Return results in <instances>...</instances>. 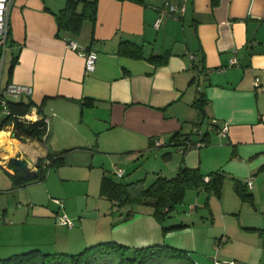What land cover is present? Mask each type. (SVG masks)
<instances>
[{
	"label": "crops",
	"instance_id": "1",
	"mask_svg": "<svg viewBox=\"0 0 264 264\" xmlns=\"http://www.w3.org/2000/svg\"><path fill=\"white\" fill-rule=\"evenodd\" d=\"M96 1L94 20L85 19L73 34L59 30L55 17L66 0H13L1 83L29 86V93L12 100L30 99L34 106L41 105L38 113L48 123L44 139L1 131L5 139L0 140V164L6 166L10 158L18 157L34 172L39 163H47L49 151L64 149V161L56 167L68 166L64 168L74 173L71 180H83L88 188L97 185L100 194L105 174L146 185L158 175L174 176L183 163L198 167L204 177L215 170L224 173L221 196L210 194L212 206L214 200L224 202L227 194L229 203L236 202L235 180L252 177L253 186L246 190L255 205L264 207V0H219L216 5L211 0ZM164 1L178 10L163 16L155 27V7ZM69 39L97 53L93 70H85L83 58L67 46ZM121 41L141 46L142 56L120 52ZM152 55L164 57L153 60ZM199 95L203 113L197 108ZM225 126L226 132L220 133ZM187 136L195 146L183 152L174 138ZM117 168L123 169L122 176L116 174ZM8 169L15 172L14 167ZM17 187L12 183V190ZM190 189L196 192L190 211L198 202L207 205L200 199L202 188ZM30 197L39 203L40 197ZM99 198L97 209L90 211L80 198L53 200L57 210L32 205L30 219L44 226L43 240L20 246L1 242L0 258L20 249L76 253L91 241L112 240L130 247L154 243L187 251L191 247L206 256L213 253L219 262L264 264V208L257 206L239 226H224L223 243L222 238L215 242L204 236L196 241L198 246L177 237L190 230L188 222L163 233L152 207L117 206L115 211L104 201L106 196ZM62 208L69 218H78V224L56 222ZM226 211L222 210L224 216Z\"/></svg>",
	"mask_w": 264,
	"mask_h": 264
},
{
	"label": "trees",
	"instance_id": "2",
	"mask_svg": "<svg viewBox=\"0 0 264 264\" xmlns=\"http://www.w3.org/2000/svg\"><path fill=\"white\" fill-rule=\"evenodd\" d=\"M144 3L145 0H132ZM219 0H211V5H216ZM96 0H66L64 6L55 13L58 29L76 34L79 32L81 25L85 19L95 18ZM81 9L78 10V6ZM119 51L132 57H141V46L131 41H121L119 43ZM164 55H152L149 58L155 60ZM17 58L12 61L9 71H12L13 65ZM197 108L201 113L204 112L203 99L199 95L196 100ZM85 104H90L84 102ZM35 105L34 101L28 100H11L9 102L10 114L0 121V128L5 123L12 120L11 114H24L31 106ZM38 111H41V105H38ZM47 124L43 119H38L31 123H21L15 121L14 131L16 136L21 138L42 139L47 135ZM177 134L174 135V137ZM174 138L175 145L183 146V152L195 146L188 136L179 139ZM204 137L202 138V140ZM63 150L58 152L49 151L46 155L47 163L42 166L40 163L34 172L29 170H19L15 168L13 174L8 173L14 186L28 184L34 181L44 180L46 171L51 166H59L63 163ZM168 158L169 154L165 153ZM182 161H184L182 159ZM10 167L14 166L12 158L8 160ZM15 167V166H14ZM208 180L204 179V174L198 167H189L183 163L179 166L176 174L172 177L158 175L150 184L145 186L143 182H121L114 177L103 175L100 182V194L115 202L116 206H150L153 209V216L162 227V232L177 229L186 226V223L179 222L176 224H166L165 220L174 215L177 205L182 203L186 191L190 188L204 189L209 194L220 197L222 194L224 173L221 170L210 172ZM234 187L236 193L242 200L253 204L252 193L246 190L242 181L235 180ZM208 204V201H206ZM131 214V210L128 211ZM4 218V217H3ZM2 219V218H1ZM11 221V222H8ZM12 223V220H7ZM255 229V228H249ZM118 258L116 264H166L170 259H182L188 264H194L191 254L182 248H178L169 244H150L141 247H130L116 241H103L85 247L83 250L71 252H43L40 249H31L26 252L15 253L6 258H0V264H114V260Z\"/></svg>",
	"mask_w": 264,
	"mask_h": 264
},
{
	"label": "rangeland",
	"instance_id": "3",
	"mask_svg": "<svg viewBox=\"0 0 264 264\" xmlns=\"http://www.w3.org/2000/svg\"><path fill=\"white\" fill-rule=\"evenodd\" d=\"M5 116V114H0V120ZM2 139L5 138L0 137V140ZM6 166L9 167L7 162ZM6 166H2L0 164V213H3V208H5L7 211V213L5 212L2 214L4 218L0 219V243L16 242V244L20 246L19 244H23L26 242L43 240L41 234H45V231H42L44 229V226L37 224L30 219V217H32V214H34L32 209L30 208L32 205V207L36 205L48 207L50 206L52 210H57L58 204L53 202L55 198L61 199L63 200V202L66 201L68 198H80L83 200L82 203H84V208L87 202L86 209L88 211H90V209H97L98 201L100 199V194L97 185L93 186V184H91L88 188V184L83 180H71L70 176L74 173H72L71 170H67L66 168H64L68 166H51L46 171V177L44 178V180L34 181L28 184L20 185V187L14 188L15 190H12V180L7 173L9 172V169ZM111 175L114 176V173H111ZM148 184L149 183H147L145 186H147ZM188 192L189 196L187 197ZM188 192L184 197L183 202L177 205L174 215L165 220L166 224H172L174 222L179 221H185L189 223L190 230H187L186 232L183 231V234L177 236L178 238L187 242V244H192V241L196 242L199 239L203 240L204 236H210L215 242H218V239L222 238L221 240L223 243V241L227 239V235L222 233L224 226H227L228 229H230V226H234L235 224L239 226L240 221L245 222L247 218H249L252 214L256 213L257 210L255 208L257 206V209L260 210H262L261 208H264L261 207L260 203L258 205H255L254 202L253 205L248 201L242 200L238 194L237 195L239 198L234 203H229L230 200H228L229 196L227 194V198L224 202H221V200H214L212 206L211 200L209 199L211 195L204 190L205 193L200 197V199L204 202L205 200H207L208 204L205 205V203L203 202H198L196 203L197 205L195 210L190 211L189 204H194V201L191 200L193 197L195 198L196 192L192 189H188ZM30 195H33L35 198L40 197L39 203H37V201H33ZM86 198L87 201L85 200ZM104 201H107L109 206L114 205L115 211L117 210L118 207L115 205V202L113 203V201L110 199H104ZM18 205H20L22 208H17ZM224 209L227 210L225 216L222 212V210ZM62 210L63 211L61 212L64 213L65 208H62ZM65 214L68 215L69 213ZM7 220H12V223H8ZM72 220L75 224H78V218ZM91 242L88 243L87 246L82 247L81 250H83L85 247L97 243ZM196 245L199 246L197 242ZM5 247L6 246L2 248ZM22 250L23 249H20V253L26 252V250ZM188 252L193 257L194 264H213L214 262L216 263V259L219 258L216 257V255H213V253H210L206 256V253L204 254L202 252L195 251L191 249V247L189 248ZM2 254L5 255H2L1 258H6L8 257V255H10L9 253ZM117 262L118 258L114 260V264H116ZM166 264L188 263L187 261L182 259H170L166 262Z\"/></svg>",
	"mask_w": 264,
	"mask_h": 264
},
{
	"label": "built area",
	"instance_id": "4",
	"mask_svg": "<svg viewBox=\"0 0 264 264\" xmlns=\"http://www.w3.org/2000/svg\"><path fill=\"white\" fill-rule=\"evenodd\" d=\"M13 0H0V114H5L6 116L10 114L9 102L16 96L20 94H27L30 92V87L27 85L17 84L14 82H8L5 85L1 83V73L5 59L6 50L10 47V11L11 5ZM158 11V18L155 20V27H158L161 21V18L165 15H173L177 12L178 7L174 3L170 1H164L163 3L159 4L155 7ZM67 46L72 50L76 51L84 60V67L85 70H93L95 65V60L97 57V53L92 50L88 49L87 47L78 44L75 40L69 39L67 41ZM193 57V56H191ZM232 62H236L232 59ZM12 120L9 123L3 124V128H0V132L5 130L8 132V136H10L11 132H14L15 121L21 123H31L38 119H43V121L47 124L48 118L43 115H39L37 107L31 106L29 111L24 114H11ZM3 121V118L0 120ZM7 128H4V126ZM227 127H223L220 133L224 134L226 132ZM45 138V135L42 139ZM198 144H201L199 142ZM123 169L117 168L116 174L118 176L123 175ZM205 180H208V176L204 177ZM242 184L247 187L251 188L253 186V178L248 177ZM55 202L59 203V199H55ZM3 218V215L0 213V219ZM56 220L60 224L66 225L67 227H71L73 225V220L69 218L65 213H57ZM11 222V221H8ZM216 264H241L237 260L230 259L225 260L222 262L216 261Z\"/></svg>",
	"mask_w": 264,
	"mask_h": 264
},
{
	"label": "water",
	"instance_id": "5",
	"mask_svg": "<svg viewBox=\"0 0 264 264\" xmlns=\"http://www.w3.org/2000/svg\"><path fill=\"white\" fill-rule=\"evenodd\" d=\"M12 160H13L15 168L19 170H23V171L27 170V162L25 159L18 158V157H12Z\"/></svg>",
	"mask_w": 264,
	"mask_h": 264
},
{
	"label": "bare ground",
	"instance_id": "6",
	"mask_svg": "<svg viewBox=\"0 0 264 264\" xmlns=\"http://www.w3.org/2000/svg\"><path fill=\"white\" fill-rule=\"evenodd\" d=\"M4 133V132H3Z\"/></svg>",
	"mask_w": 264,
	"mask_h": 264
}]
</instances>
